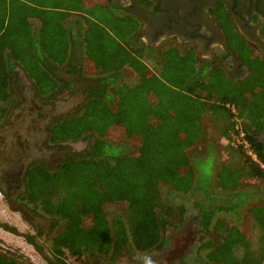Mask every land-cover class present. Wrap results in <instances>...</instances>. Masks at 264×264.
<instances>
[{
    "label": "trees",
    "instance_id": "trees-1",
    "mask_svg": "<svg viewBox=\"0 0 264 264\" xmlns=\"http://www.w3.org/2000/svg\"><path fill=\"white\" fill-rule=\"evenodd\" d=\"M73 2L0 0V120L13 102L18 66L34 79L37 91L49 97L72 87L55 75L52 61H68V36L73 35L62 20L68 15L64 10L75 8ZM215 13L240 62H247L251 52L242 40L234 41L223 4ZM33 18L40 22L36 30ZM89 25L83 37L86 59L100 62V75L81 78L87 82L85 100L46 127L48 142L65 149L66 157L55 164L30 162L19 197L26 207L52 220L50 263L69 264L68 256L77 259L91 251L111 258L127 246L136 253L160 250L170 231L183 223L188 210L179 195H188L197 210L200 244L195 257L174 264H264V199L249 200L254 192L235 191L247 177L264 179V146L260 148L256 138L264 130V64H249L248 77L231 85L219 69L206 80L196 77L193 53L181 55L170 47L157 61L154 76L139 59L140 50L132 57L110 33L98 26L95 31L91 21ZM115 27L111 29L116 33L121 30ZM127 61L137 74L132 85L119 82L117 70ZM257 88L262 89L257 99L249 102L246 95ZM210 111L228 138L231 159L220 166L211 187L203 182L205 159L196 160V151H189L194 145H213L208 139L198 144L204 136L202 118ZM74 141L86 144L80 150L59 145ZM130 144L136 146L134 153L127 152ZM217 188L225 193L217 194ZM109 203L125 206L109 219L104 209ZM244 203H255L246 214L241 213ZM228 213L235 215L236 223ZM246 217L252 239L240 225ZM27 241L42 252L31 236ZM4 256L0 254V264L11 263Z\"/></svg>",
    "mask_w": 264,
    "mask_h": 264
},
{
    "label": "crops",
    "instance_id": "crops-1",
    "mask_svg": "<svg viewBox=\"0 0 264 264\" xmlns=\"http://www.w3.org/2000/svg\"><path fill=\"white\" fill-rule=\"evenodd\" d=\"M71 1H74L73 4L75 5V8L64 10L68 12V15L62 20V25L67 31L71 30L70 34L73 35V38L68 36L70 43L67 56L68 61L62 65L52 61V66L56 67V72L54 71L55 75L62 78L64 82L66 81L71 83L72 87L62 88L49 97L48 93H41L37 91L34 79L28 76V73L23 68L18 66L16 67L18 75L12 82L14 91L13 102L8 107L6 114L2 117L3 119L10 117L13 107L17 108L16 110L18 113L15 114L17 117H33V114L35 115V113H39L40 109L44 108H46V111H49L50 113H42V116L55 117L61 115L55 114L56 106L54 104V97L57 94L70 95L73 92H78L80 95L78 101L80 100L83 102L85 100L87 82H80V79L98 77L100 75L101 68L100 62L86 59L85 41L83 40V37L90 27V21L91 27L95 31H97L98 28H101L110 33L120 45L129 50L132 57L136 56V50H140L143 56L139 59L148 66V69L154 76H157V61H159L161 54L170 47L176 48L181 55L187 54L188 52L193 53L195 59L194 67L196 70L195 76L197 77L199 75L201 76L200 79L205 80L210 72L219 69L229 80H235V82L241 81L249 75L248 73H250L248 67L249 64H256L255 67L264 64V50L259 53L254 52L251 54L247 62L243 64L240 62L239 57H237L238 54L236 55L233 51L234 55H229L228 52L222 48V46L218 45V43L213 44L207 51L199 50L194 41L191 42L186 40L187 38L184 37L183 34H178V26H176L177 30L173 32L172 29L174 28L171 25L174 22L179 24L178 20L181 13H179V9L177 7L165 5L161 2V0ZM220 4H223L222 0H216L214 7L211 6V3H209L204 7V13L207 23H216L219 28L218 31H221L224 34L225 32L220 26L217 18L218 14L215 13L216 7ZM223 7L228 21L231 24L234 23V20L231 19L230 10L229 8L227 9L228 6L223 4ZM31 22L33 23L34 30H36L40 23L39 19L33 18ZM193 22H195V20H193ZM114 24L116 27H121V30L117 33L114 29H111ZM202 31L208 33L206 26H203ZM67 34L69 35V32H67ZM43 55L47 59L46 54L44 53ZM117 71L119 72L120 84L127 83L132 85L135 83L137 74L134 67L130 65L128 61L123 63ZM261 90L262 89L257 88L249 92L247 94L249 95V102L256 100V93ZM260 98L264 104V95ZM38 113L36 114L37 116ZM212 117L213 115L211 114V111L207 112L203 116L202 127L204 128V136L198 144H201V141L208 139V143H212L213 145L226 146L229 141L226 136H222L221 134L224 129L216 126ZM220 153V159L218 161H214L213 164H217V167L212 170L211 178L209 180L210 187L216 180V175L220 166L222 164L231 163V159L228 156V146L223 147ZM262 168H264V165H262ZM242 182L243 184L240 183V188L235 191L246 190V192L248 191V194L251 193V191L254 192L255 196L251 197L254 198V201H262L264 199V179L247 177ZM215 192L219 195L225 193V191L220 188L215 189ZM229 192L234 193V191ZM253 204L254 203H252V205ZM252 205L244 203L241 213L246 214V209ZM244 220H247V217L244 218ZM240 225L243 227V221Z\"/></svg>",
    "mask_w": 264,
    "mask_h": 264
},
{
    "label": "rangeland",
    "instance_id": "rangeland-1",
    "mask_svg": "<svg viewBox=\"0 0 264 264\" xmlns=\"http://www.w3.org/2000/svg\"><path fill=\"white\" fill-rule=\"evenodd\" d=\"M205 74V73H204ZM235 80H232L233 85ZM249 95H247L248 98ZM80 95L78 92L72 94L55 95L54 104L56 106L55 114H63L72 112L80 105L82 101H78ZM232 104L231 109L236 116L238 111ZM17 108H12L10 117H6L0 121V131L4 130V139L0 140L8 145H0V176L5 175L7 166L18 170L23 169L33 160H43L49 164H55L67 155L66 150L53 146L47 140L46 127L51 123L50 117L42 116L46 114V108L40 109L38 116L33 117H17L15 116ZM50 113V112H49ZM35 116V117H34ZM239 120V119H238ZM207 131V129H206ZM15 142L16 145L13 144ZM11 143V144H10ZM129 143V142H128ZM85 141H74L60 143L59 145H69L73 150H80L85 146ZM228 145H194L189 151L195 152V159H205L202 163L201 170L206 175L203 182L209 184L214 161L220 159V151ZM193 148V149H192ZM135 145H128L127 152L134 153ZM212 151L213 155L209 153ZM225 152V151H224ZM223 153V151H222ZM214 158V160H213ZM3 167V168H2ZM6 170H5V168ZM217 167V164L214 165ZM4 169V172L2 171ZM9 173V172H8ZM198 174V172L196 173ZM210 176V178H208ZM241 195V194H239ZM179 202L187 207V213L184 216L183 223L178 228L170 231V239L164 248L153 250L145 253H136L131 246L122 249L113 257L107 258L101 256L96 251L84 254L80 258L68 256L66 258L69 264H174L185 257L193 258L196 256L197 246L200 244L199 226L195 216L197 210L192 205V198L188 195H179ZM256 199V198H255ZM254 200V198H249ZM174 202L178 199L173 198ZM20 202V201H19ZM19 202L8 204L3 194L0 192V254L8 255L16 258L23 264H50L44 257H52L49 246H51L50 237L53 235L52 220L47 216L32 213L29 207L21 206ZM255 204V203H254ZM124 203H109L104 206L108 218H112L115 214L122 212ZM24 208V212L21 211ZM239 209V206L236 207ZM242 209V207L240 208ZM240 215V213H239ZM226 217L235 222V215L227 214ZM247 220H243L242 231L252 239L253 233L249 228ZM62 223V221H61ZM50 224V230L47 229ZM7 226L8 228H5ZM240 227V226H239ZM36 228L40 229L39 235ZM43 231V232H42ZM27 236H31L36 243L41 245L42 252L27 241ZM202 257L206 253L199 252ZM98 254V255H97ZM189 264H194L193 262Z\"/></svg>",
    "mask_w": 264,
    "mask_h": 264
},
{
    "label": "flooded vegetation",
    "instance_id": "flooded-vegetation-1",
    "mask_svg": "<svg viewBox=\"0 0 264 264\" xmlns=\"http://www.w3.org/2000/svg\"><path fill=\"white\" fill-rule=\"evenodd\" d=\"M222 1L223 4H226L228 6L227 9L229 8L230 10L229 12L231 13V19L234 20V23H232L231 27L229 28V32L233 35L234 41L242 40L247 47L245 48V50H248V52H251V54H253L254 52L259 53L264 50V0ZM161 2L168 6L177 7L179 9V13H181V16L178 20L179 24L174 22L171 25L174 28L172 29L173 32L177 30L176 26H178V34H183L184 37L187 38L186 40H189L191 42L194 41V43L197 44L198 49L201 51H207L210 49V47H212L213 44L218 43V45L222 46V48L225 49L229 55L233 54V51L237 55L236 51L230 45L226 34L218 31L219 28L217 24H210L206 21L204 7L209 3H211V6L214 7L216 4V0H161ZM193 20H195L198 25L197 23L193 22ZM202 25L204 27L206 26L208 33L202 31ZM55 117L50 118L52 120ZM4 132V130L0 131V140L4 139ZM256 138L257 141L261 144L259 145L260 148H263L262 146H264V130L258 133L256 135ZM13 144L16 145L15 142H13ZM0 145L8 144L0 141ZM244 146L247 147V145ZM26 167H24L23 169L19 168L18 170L14 171V168L7 166L8 169L5 175L0 176V192L3 194V197L6 199V202L8 204L19 202L20 194L23 191V176ZM2 171L4 172V169ZM19 203L21 206H25L23 202L20 201ZM24 210L25 209L22 208L21 211L25 213ZM32 213L36 215V212L33 210ZM47 229H51L50 224ZM36 230L38 231L37 234L39 235L40 229L36 228ZM35 239L36 240L34 241L36 242L38 238ZM42 257H44L47 263H50L47 257ZM4 258L7 259V261H11V263L3 264H23L17 261L14 257L4 256Z\"/></svg>",
    "mask_w": 264,
    "mask_h": 264
}]
</instances>
